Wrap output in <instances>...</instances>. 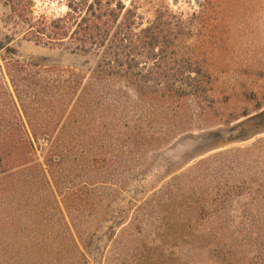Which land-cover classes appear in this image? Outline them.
Instances as JSON below:
<instances>
[{
    "label": "trees",
    "instance_id": "obj_1",
    "mask_svg": "<svg viewBox=\"0 0 264 264\" xmlns=\"http://www.w3.org/2000/svg\"><path fill=\"white\" fill-rule=\"evenodd\" d=\"M8 6L7 19L23 28L24 40L88 57L92 67L87 75L34 68L17 59L12 37L0 38V223L7 186L17 183L20 169L34 171L49 198L53 187L61 193L65 165L72 173L86 171L87 181L74 184V191L79 185L96 191L101 174L121 187L143 152L214 112V80L203 67L195 15L183 19L162 9L143 24L132 1L128 8L122 0L73 2L63 16L53 18L34 16L32 0H8ZM256 151L218 152L173 176L132 206L127 235L152 233L167 246L190 245L218 258L231 255L227 237L233 199L251 191L259 178L245 170L258 159L250 160ZM39 154L43 162L32 163ZM111 165L113 174L107 171ZM73 192L60 196L64 202L78 198ZM238 228L241 234V224ZM250 229L264 230V221H254ZM79 240L70 236L68 253L74 256L69 264L82 255ZM47 243L43 238L42 247ZM141 257L148 264L157 262Z\"/></svg>",
    "mask_w": 264,
    "mask_h": 264
},
{
    "label": "rangeland",
    "instance_id": "obj_2",
    "mask_svg": "<svg viewBox=\"0 0 264 264\" xmlns=\"http://www.w3.org/2000/svg\"><path fill=\"white\" fill-rule=\"evenodd\" d=\"M81 1L32 0V11L34 16L60 17L68 11L67 5ZM130 1L143 24L162 9L183 19L197 17L195 31L205 53L204 65L200 64L214 80L210 94L214 112L209 120L194 121L188 131L143 152L121 187L116 179L101 174L96 191L81 185L74 191V184L87 181L86 171L76 168L72 173L65 165L60 174L63 187L60 194L52 188L53 201L48 189L35 181L34 171L20 169L17 183L7 186L3 200L0 264H69L67 259L74 256L68 253L70 236L79 237L81 244L82 255L76 254L75 264H148L142 254L156 258L155 264H264V230L250 229L254 221H264V0H122L125 8ZM9 15L8 0H0V38L14 39L18 60L34 68L58 67L88 74L92 59L24 40L23 28L10 23ZM258 145L250 160L258 159L245 170L248 175L258 173L259 178L251 191L233 199L227 237L231 255L218 258L207 249L167 246L165 239L152 233L134 230L127 235L125 225L132 221V206L149 198L173 176L212 154L255 150ZM42 162V154L32 161ZM107 171L113 174L116 167L111 165ZM71 192L78 198L64 202L60 195ZM240 224L243 229L238 234ZM43 238L50 243L42 247Z\"/></svg>",
    "mask_w": 264,
    "mask_h": 264
}]
</instances>
